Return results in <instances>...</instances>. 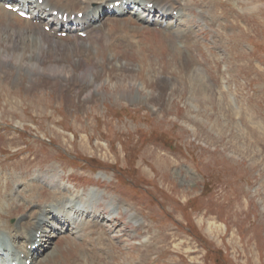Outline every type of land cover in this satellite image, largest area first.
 I'll use <instances>...</instances> for the list:
<instances>
[{
	"label": "rangeland",
	"instance_id": "1",
	"mask_svg": "<svg viewBox=\"0 0 264 264\" xmlns=\"http://www.w3.org/2000/svg\"><path fill=\"white\" fill-rule=\"evenodd\" d=\"M184 1L170 0L175 9L169 17H179L178 11L186 15L190 5ZM192 4L204 8L201 16L207 24L198 22V7H193L190 13L196 15L192 22L198 31L191 40V28L182 31L174 23L179 33L161 29L163 34L125 21L116 38L131 53V60L124 59L129 69L114 64L94 82L78 80L67 63L43 68L29 63L23 50L13 51L12 43L1 44L0 59L5 61L0 67L7 61L13 66L9 73L0 68V199L8 178L13 199L26 206L31 193L25 191L24 180L53 191L54 180L65 189L75 187L70 192L75 195L97 185L106 193L100 194L96 206L116 202L120 195L132 206L135 219L144 221L136 227L132 212L126 219L121 216L118 226L125 219L124 232L105 221L110 240L99 242L104 255L98 253L104 225L94 233L95 242L60 244L54 239L55 249L65 251L54 253L57 264H65L66 253L72 257L69 264L86 259L80 264H264V0ZM124 29L153 32L160 49L170 50L169 42L176 39L189 53L193 42L190 63L176 42L170 62L145 48L135 50ZM138 52L144 54L145 72H131ZM159 64L170 68L162 73ZM45 70L59 74L47 75ZM18 71L35 77L21 80ZM87 77L81 73L80 78ZM127 104L134 108L124 109ZM46 173L51 177L42 181ZM45 192L47 199L53 196ZM57 193L54 197L61 196ZM16 206L14 214L3 219L13 228ZM109 206L100 212L119 217L111 210L120 204ZM149 238V245L139 247ZM47 251L50 255L54 250ZM99 255V260H90Z\"/></svg>",
	"mask_w": 264,
	"mask_h": 264
},
{
	"label": "bare ground",
	"instance_id": "2",
	"mask_svg": "<svg viewBox=\"0 0 264 264\" xmlns=\"http://www.w3.org/2000/svg\"><path fill=\"white\" fill-rule=\"evenodd\" d=\"M92 1L95 0H45L44 4H39L38 1L34 0H11L9 2L8 0H0V48L1 44L12 43L13 51L23 50L28 54L23 57L27 58L29 63L38 64L37 66H43V68L50 67L49 65L55 64L54 62H63L65 65L67 63L78 80L94 82L103 79L105 74L109 72L110 66H114V64L119 66L118 64L121 63L123 67L129 69V64L124 59L128 60L129 57L131 60V53L125 44L116 38V32L120 30L125 21L140 25L139 27L144 24L146 27L159 26L160 29L172 33L177 31L173 22L168 21V17L174 13L175 9L172 8L175 5L170 3V0H137L135 3L141 6V15L133 17L134 11H131L126 15L128 18L110 14L113 11L111 3L114 4L117 0H98L99 4L95 8L91 7ZM13 3L31 13L32 19H23L17 13L6 9V4L13 5ZM151 3H153L152 7H150ZM105 8L109 9L108 13H104ZM55 10H59L63 14L67 12L69 22L62 21L58 16H55L53 14ZM114 10H118V8ZM154 12L159 13L162 17L159 19L152 18L151 14ZM80 13L83 16H80ZM178 13L180 16L184 14L182 11H178ZM73 16L75 19H72ZM42 25L50 26L54 34L45 32L41 28ZM142 28L144 29V27ZM63 32H68V37H60L59 33ZM81 34H86V37L81 36ZM183 34L185 33L183 32ZM0 62L3 61L0 59ZM81 73H86L88 77L80 78ZM18 74L17 77L24 81L31 82V78L35 77L33 73H25L24 75L19 72ZM11 175L13 176V174ZM50 177L46 173L41 175L40 179L45 181ZM8 179L3 188L5 193L0 199V210L1 207H5L2 208V215H0V236L4 235L7 240L1 242L3 245L0 246V264H12L17 260H20L19 264H26V260L30 256L35 258L36 264L38 261L41 264L45 263L51 256V254L47 255L49 252L47 249L56 251L54 239L58 238L60 244L65 241H72L73 243L79 239L95 242L93 235L96 234L98 228L103 227V224L97 215L93 217L94 210L91 211L90 208H93L97 202L101 194L99 191L90 189L83 195H75L70 193L72 192L70 189H62L54 180L50 185L55 189L54 191L43 184L27 183L24 189L31 194L26 206L20 204L16 198L13 199L14 192ZM48 181L50 182V180ZM37 188V194H33ZM45 190L52 192L53 196L51 198L49 196L50 199L46 198ZM57 192H61V196L54 197L58 194ZM13 202L14 206L17 205L18 212V214L15 213L17 214L16 228L7 226L3 220L6 215L14 212ZM20 206L25 209L23 207L20 209ZM66 224L71 226V233L65 236L62 228ZM38 243L40 246L36 251L29 247V245L34 246ZM60 244L58 248L61 247ZM43 247L44 250H41ZM8 249L14 250V257L5 256L8 254ZM23 256L25 257L22 258Z\"/></svg>",
	"mask_w": 264,
	"mask_h": 264
}]
</instances>
